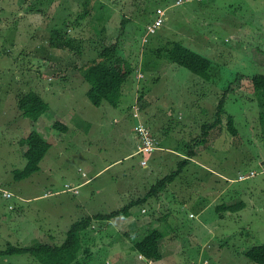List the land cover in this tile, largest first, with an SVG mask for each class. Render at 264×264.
Returning <instances> with one entry per match:
<instances>
[{
	"label": "rangeland",
	"instance_id": "rangeland-1",
	"mask_svg": "<svg viewBox=\"0 0 264 264\" xmlns=\"http://www.w3.org/2000/svg\"><path fill=\"white\" fill-rule=\"evenodd\" d=\"M158 9L163 23L152 34ZM68 39L74 50L52 45ZM169 41L211 60V79L158 60L156 48ZM112 44L134 72L117 107H95L82 69ZM260 74L264 0H0V250L60 245L75 221L142 200L182 160H192L128 217L93 220L79 260L254 264L245 253L264 244V95L252 82ZM32 92L50 107L37 123L18 108ZM230 116L236 135L228 131ZM148 121L161 147L172 150L129 156L141 142L136 127L147 128ZM204 125L212 127L199 145ZM32 132L51 148L37 173L17 181L16 172L27 164L24 140ZM192 146L198 156L190 159ZM241 203L236 212L217 210ZM152 230L163 233L160 262L134 249ZM0 264L40 263L13 255L0 256Z\"/></svg>",
	"mask_w": 264,
	"mask_h": 264
},
{
	"label": "trees",
	"instance_id": "trees-1",
	"mask_svg": "<svg viewBox=\"0 0 264 264\" xmlns=\"http://www.w3.org/2000/svg\"><path fill=\"white\" fill-rule=\"evenodd\" d=\"M204 1H197L204 3ZM84 16L81 17L83 19ZM56 39L63 37L62 32H54ZM71 39H68L66 44L52 41V45L58 49H72ZM117 44L104 46L98 56L88 62L83 67V78L90 85L87 96L95 107L101 106L103 103H108L112 107H117L121 96L123 86L127 83L132 76L134 69L130 64L121 56L118 55ZM156 52V53H155ZM157 59H166L169 63L176 65L190 71V73L205 79H211L212 62L208 58L200 55L196 51L183 45L180 42H168L160 45L155 51ZM254 89L264 95V74L255 75L252 78ZM222 102L219 105L217 112L218 121L221 122L223 114ZM18 108L25 118L30 119L33 123L39 122L43 115L49 111V105L43 98L35 93H29L23 96L19 103ZM228 131L231 134H237L234 127V118H228ZM56 128L66 131L67 127L59 124L54 125ZM216 126V125H215ZM212 126L204 125L203 134L200 142L196 144H203L209 137V129ZM154 137V136H153ZM155 138V137H154ZM158 143L157 139L155 138ZM24 143L27 145V150L24 154V159L27 164L25 169L17 171L15 180L22 181L29 179L33 174L40 170V163L45 158L46 154L51 148V145L44 140V138L37 132H32L28 135ZM194 146L189 148L188 157L190 159L197 157L194 152ZM188 158V159H189ZM190 164V160H182L179 163L178 169L166 176L152 187L149 193L142 199L135 203L117 210L109 215H95L87 216L80 220L75 221L69 231L67 232L64 242L60 245L56 244H35L30 247H19L9 245L6 250H0V256H13V255H31L40 264H85L84 261L79 260V255L82 249V236L83 233L90 227L93 220L97 221H110L117 217H128L130 210L147 201L148 198L156 197L160 192L165 191L178 177L183 173L185 166ZM244 203L240 205H227L222 204L217 207L218 211L236 212L244 207ZM163 238V233L159 230H152L144 237L140 238L134 245L135 251L142 255L147 261L160 262L163 255L160 250V242ZM245 258L254 264H264V244L254 246L245 253Z\"/></svg>",
	"mask_w": 264,
	"mask_h": 264
},
{
	"label": "built area",
	"instance_id": "built-area-1",
	"mask_svg": "<svg viewBox=\"0 0 264 264\" xmlns=\"http://www.w3.org/2000/svg\"><path fill=\"white\" fill-rule=\"evenodd\" d=\"M183 1H185V3H189V1H191V0H179V3H183ZM194 1H202V0H194ZM161 11L162 10H159V9L157 10V13H159L161 15V18L157 19L154 22V24L152 26H150V28H149V32L152 34L156 33L158 28L163 23L162 17L164 16V14L161 13ZM136 132L138 134V138H140V140H141V142L139 141V144L137 145L136 153H138L139 155H144V154L151 155V153L158 150V143L156 142L155 138L150 133V131L147 130V128H145L144 125H138L136 127ZM146 165H147V160L143 159L142 166H146ZM262 174H264V173H262ZM257 175H259V174L257 173ZM257 175H255V172H252L253 177L254 176L256 177Z\"/></svg>",
	"mask_w": 264,
	"mask_h": 264
},
{
	"label": "crops",
	"instance_id": "crops-1",
	"mask_svg": "<svg viewBox=\"0 0 264 264\" xmlns=\"http://www.w3.org/2000/svg\"><path fill=\"white\" fill-rule=\"evenodd\" d=\"M149 122V124L147 123V124H145L146 125V127L153 133V136L157 139V141H158V150L156 151V152H154V154L152 155L153 157L156 155V154H158L159 152H165V149L166 150H168V151H171L172 149H169V148H166V147H161V142H160V140H161V138H160V136L155 132V130H154V128L152 127V124L150 123L151 121H148ZM159 137V138H158ZM136 147H137V142H135L134 143V145H133V151H132V154H130L129 156H132L134 153H135V151H136ZM134 156V155H133ZM190 161H192V160H190ZM117 162H119V161H117ZM116 162V163H117Z\"/></svg>",
	"mask_w": 264,
	"mask_h": 264
}]
</instances>
